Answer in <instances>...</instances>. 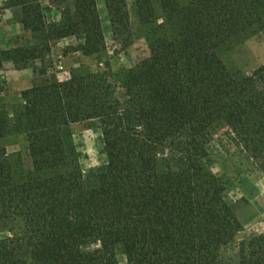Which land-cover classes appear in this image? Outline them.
<instances>
[{"label": "trees", "instance_id": "trees-1", "mask_svg": "<svg viewBox=\"0 0 264 264\" xmlns=\"http://www.w3.org/2000/svg\"><path fill=\"white\" fill-rule=\"evenodd\" d=\"M58 3L48 21L41 0H9L30 41L0 49V68L49 60L52 42L70 36L83 37L84 55L104 51L96 0ZM133 3L149 49L134 65L76 68L63 81L34 68L12 119L0 85V264H264V230L223 256L241 223L207 151L226 130L264 169V63L232 73L219 54L264 32V0ZM104 5L113 40L128 47L126 0ZM84 119L98 121L106 155L91 179L69 141ZM10 135L24 136V172L8 158Z\"/></svg>", "mask_w": 264, "mask_h": 264}, {"label": "rangeland", "instance_id": "rangeland-1", "mask_svg": "<svg viewBox=\"0 0 264 264\" xmlns=\"http://www.w3.org/2000/svg\"><path fill=\"white\" fill-rule=\"evenodd\" d=\"M126 2L132 42L124 49L113 40L104 0H96L105 42L103 52L94 55L82 54L79 45L83 37L79 35L53 41L49 60L35 61L22 69H16L11 62L3 63L0 68V85L4 89L10 119L14 105L20 100L21 90L30 86L34 68L52 72L58 80L63 81L76 68L98 71L104 69L105 63H108L112 71H117L134 65L148 55L146 27L138 21L133 0ZM41 6L48 21L60 18L58 0H41ZM29 41L30 33L19 23L18 8L11 6L9 0H0V49L24 45ZM219 54L230 72L248 74L264 63V32L243 38L231 47L222 49ZM69 130V141L76 151L82 175L85 179H91L106 162L98 121H74L70 123ZM3 143L16 172H24L30 168L23 135H10ZM207 151L211 170L223 182L227 199L233 204L241 223V229L223 251V256L232 260L246 247L250 236L264 230V169L253 162L237 139L226 130L218 132L210 139ZM97 246L94 240L88 245ZM117 258L121 263L125 261L121 251H117Z\"/></svg>", "mask_w": 264, "mask_h": 264}, {"label": "crops", "instance_id": "crops-1", "mask_svg": "<svg viewBox=\"0 0 264 264\" xmlns=\"http://www.w3.org/2000/svg\"><path fill=\"white\" fill-rule=\"evenodd\" d=\"M4 34V36H5V32L3 33ZM64 39V38H63Z\"/></svg>", "mask_w": 264, "mask_h": 264}]
</instances>
